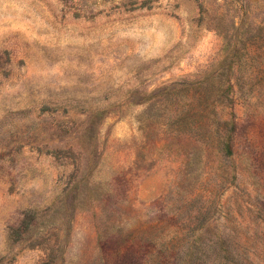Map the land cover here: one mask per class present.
Returning a JSON list of instances; mask_svg holds the SVG:
<instances>
[{"label":"rangeland","instance_id":"374dc122","mask_svg":"<svg viewBox=\"0 0 264 264\" xmlns=\"http://www.w3.org/2000/svg\"><path fill=\"white\" fill-rule=\"evenodd\" d=\"M0 264H264V0H0Z\"/></svg>","mask_w":264,"mask_h":264},{"label":"trees","instance_id":"16d2710c","mask_svg":"<svg viewBox=\"0 0 264 264\" xmlns=\"http://www.w3.org/2000/svg\"><path fill=\"white\" fill-rule=\"evenodd\" d=\"M226 147H227V155L231 156L232 155V150H231V146L229 144L226 143Z\"/></svg>","mask_w":264,"mask_h":264}]
</instances>
